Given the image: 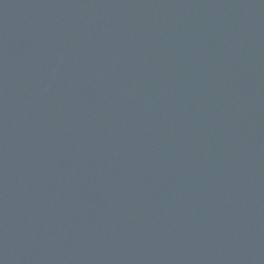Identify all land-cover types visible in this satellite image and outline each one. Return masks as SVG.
<instances>
[{"label": "water", "instance_id": "95a60500", "mask_svg": "<svg viewBox=\"0 0 264 264\" xmlns=\"http://www.w3.org/2000/svg\"><path fill=\"white\" fill-rule=\"evenodd\" d=\"M0 264H264V0H0Z\"/></svg>", "mask_w": 264, "mask_h": 264}]
</instances>
